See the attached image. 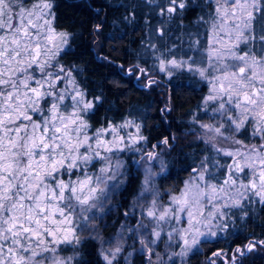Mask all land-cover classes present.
<instances>
[{
	"label": "snow or ice",
	"instance_id": "1",
	"mask_svg": "<svg viewBox=\"0 0 264 264\" xmlns=\"http://www.w3.org/2000/svg\"><path fill=\"white\" fill-rule=\"evenodd\" d=\"M145 6L162 36L164 25L199 9L193 28L179 26L186 47L156 56L150 44L146 55L170 78L187 71L207 87L187 114L186 133L204 147L178 191L161 193L155 185L167 173L160 153L134 161L145 176L124 217H135L138 208L139 219L135 227L121 224L113 244L99 237L98 214L124 183L120 155L147 142L142 125L132 113L120 122L107 116L94 122L105 97L83 86L75 64L62 62L77 34L58 28L54 0H0V264H83L81 249L95 239L103 264H116L126 245L132 252L125 264H134V252L144 264H186L201 245L232 235L229 221L264 206V0H145ZM99 31L97 25L93 34ZM138 70L145 88L157 83ZM131 128L134 134L125 132ZM174 139L152 147H171ZM246 239L224 264L264 251V240ZM223 256L214 252L206 264Z\"/></svg>",
	"mask_w": 264,
	"mask_h": 264
},
{
	"label": "trees",
	"instance_id": "2",
	"mask_svg": "<svg viewBox=\"0 0 264 264\" xmlns=\"http://www.w3.org/2000/svg\"><path fill=\"white\" fill-rule=\"evenodd\" d=\"M54 4L58 28H67L77 34L72 42L71 54L65 56L62 62L75 64L82 70L78 80L83 86L90 92L95 90L93 94L102 93L105 97L94 122L99 126L98 122L105 116L119 122L132 113L142 125V134L147 137L146 143L141 141L138 144L140 154L137 155L138 151H125L120 155L127 176L118 191L116 207L113 209L114 218L108 215L106 224L99 232V236L109 238L120 223L126 222L130 227H135L138 213L125 220L124 212L130 209L129 197L138 189L139 180L143 176L141 165L134 163L141 159V154L155 151L165 161L167 173L155 178L161 193L178 191L194 166L193 162L201 158L204 145L197 147L195 138L186 136L189 120L187 114L200 104L207 94V87L187 71H174L170 78L167 73L159 71L158 60L146 55V50L152 52L148 47L150 44L156 45V56H166L169 48L186 47L188 38L179 26L193 28L199 9L185 13L183 19L177 17L174 22L164 25L162 36V25L158 18L151 15L145 0H54ZM97 25L100 31L94 35L93 29ZM168 58L171 59L170 56ZM121 66L124 72L120 71ZM137 66L145 68L148 75L157 81L150 89L143 86L147 83L146 79L143 82L137 79L141 76ZM129 69H135V74L128 75ZM166 108L171 111L163 114L162 110ZM165 137H175L171 147L162 143L159 148L152 147ZM164 199L167 201V196ZM229 224L232 235L218 243L201 245L199 251L189 253L186 264H206L214 252L224 253L218 261V264H224L237 247L248 243L246 237L254 236L264 240V206H255L249 217L243 220L237 217L235 223L229 221ZM235 232L239 235L236 236ZM100 247L99 239L86 240L81 249L83 264H103L98 256ZM125 247V252L116 264H125L124 256L132 252L131 247ZM70 254V251L63 253ZM130 260L134 264H144L137 252L133 253ZM243 264H264V251L247 254Z\"/></svg>",
	"mask_w": 264,
	"mask_h": 264
},
{
	"label": "rangeland",
	"instance_id": "3",
	"mask_svg": "<svg viewBox=\"0 0 264 264\" xmlns=\"http://www.w3.org/2000/svg\"><path fill=\"white\" fill-rule=\"evenodd\" d=\"M120 122V121H119ZM135 131H136V129L135 128H131V129H127V130H125V132H131V133H135ZM135 148H137L138 147V144L137 145H135L134 146ZM139 149V151L137 152V155L138 154H140V149L141 148H138ZM142 155V154H141ZM144 155H146V154H144ZM120 160L123 162V168H122V171L124 172V177H123V179H124V182H125V178H126V176H127V171L125 170V167H124V161H123V159H122V157L120 156ZM138 161V160H137ZM158 166H159V162L157 161L154 165H153V171H156L157 172V168H158ZM141 168H142V172H143V176H142V178H141V180H139V185H138V189L129 197V208L131 207V205L134 203V197L139 193V191H140V187H141V184L143 183V181H144V176H145V167H144V165L143 164H141ZM188 177H189V175H187V177H186V180L188 179ZM122 185V184H121ZM156 185V184H155ZM157 187V186H156ZM120 188H121V186H120ZM119 188V189H120ZM158 188V187H157ZM119 189L112 195V197H111V199L109 200V202H108V204H107V206H106V208H105V211H104V213H102V214H98V215H101L102 216V218L101 219H99L98 221H97V227H98V232H100L101 231V228H102V226L104 225V224H106V218L108 217V215H109V217H111L112 219L114 218V211H113V209H114V207H116L115 206V204H116V199H117V195H118V191H119ZM159 189V188H158ZM160 190V189H159ZM109 208H111L110 210H112V211H109L108 209ZM137 210V213H138V208L136 209ZM107 215V216H106ZM138 219H139V215H138V217H137ZM124 223H126V222H124ZM124 223H120L119 224V226H118V228H117V230L113 233V235L112 236H110L109 238L108 237H105V236H99L100 238H102L103 240H105V241H109V240H111L112 241V243L113 244H115L116 243V236H117V232L120 230V228H121V224H124ZM129 227H130V225L128 224V223H126ZM132 227V226H131ZM129 234L127 233V231L125 230V237H127ZM127 243H131L132 244V240L131 239H128L127 240ZM103 247L104 248H108V247H110V245L108 244V243H105L104 245H103ZM136 247L138 248L139 247V243L137 242V245H136ZM162 247V246H161Z\"/></svg>",
	"mask_w": 264,
	"mask_h": 264
}]
</instances>
